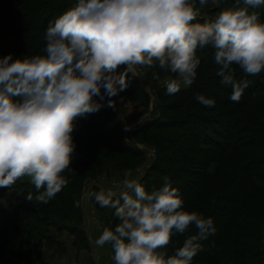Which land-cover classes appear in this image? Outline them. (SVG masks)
I'll return each instance as SVG.
<instances>
[{"label": "clouds", "instance_id": "clouds-1", "mask_svg": "<svg viewBox=\"0 0 264 264\" xmlns=\"http://www.w3.org/2000/svg\"><path fill=\"white\" fill-rule=\"evenodd\" d=\"M209 3L219 8L225 0H198L199 6L197 0H75L49 21L43 54L0 58V188L27 178L37 202L52 200L69 183L63 173L76 149V119L100 111L105 98L114 108L112 98L128 88L129 74L141 76L138 67L171 73L164 85L174 95L193 84L201 64L197 51L210 46L216 75L238 103L251 81L237 80L233 65L245 76L264 72V20L250 11L264 0H242L243 6L236 0L212 19L201 12ZM196 99L215 106L204 95ZM88 195L114 209L119 221L94 240L98 248L111 245L114 264H192L203 251L200 241L216 232L211 217L184 209L180 190L167 177L147 191L125 170L117 191ZM193 225L198 233L169 255L172 237Z\"/></svg>", "mask_w": 264, "mask_h": 264}, {"label": "rangeland", "instance_id": "rangeland-1", "mask_svg": "<svg viewBox=\"0 0 264 264\" xmlns=\"http://www.w3.org/2000/svg\"><path fill=\"white\" fill-rule=\"evenodd\" d=\"M217 8L209 3L201 9L202 15L212 19L220 11L216 12L215 9ZM198 22H203V20ZM0 37H3L2 33H0ZM44 46L45 42L42 36L34 47L37 50L31 51L27 56L43 54ZM206 48H208V53L214 56L213 49L210 46ZM22 52L15 54L13 59L20 58ZM9 54L13 56V53L0 50V58ZM198 56H200L202 63L201 55ZM213 60L214 57L212 60L203 61V66L200 64L201 71H197V75L201 74L207 77L215 75L217 69L213 68L208 71L203 69L210 62L215 63ZM123 70V66L117 69L118 72ZM137 70L141 76L132 77L129 74V81L132 84L129 83L125 91L112 98L115 101L114 108L106 106L107 98H105L104 101H101L105 106L96 112L97 115L93 113L86 116L87 118H101L99 119L101 122L98 124L100 127L108 128L111 126L119 143L124 145L127 142L133 143L140 150V153L132 157L121 153L119 148L105 146L106 140L110 136L108 134L95 133L80 137L84 130H79L80 132L76 130L74 134L72 133L76 149L70 167L63 175L69 180V185L75 183L76 187L71 188L67 185L50 200L55 204L58 211L52 219L53 223L51 225L44 224L28 215L17 220L14 219L13 214H11L7 224L0 220V230H8L12 235L13 228L19 227L25 236L30 235L32 238L33 249L25 261L20 264H114L111 245L106 244L102 248H98L94 244V240L99 237L105 227L114 229L119 221L114 216V209L98 210L88 194L92 191L98 192L101 188L105 191L110 188L117 191L125 170H131L133 178L139 177L140 180L144 178L143 185L149 188L148 191L160 188L165 177L172 184L178 186L176 183L178 181L174 180V176L181 179L186 175H192L191 171L183 172L179 168L186 167L188 170H192L196 168L195 164L182 159V151L179 152L174 145H171L170 141L171 138H178L181 141L186 140L188 143L186 146L189 144L192 146L185 132L181 129L174 131L176 128L173 130L170 127L172 124L159 130L151 129V131L142 134H134V131L142 122L160 118L166 119L165 116L173 117L176 120L186 118L198 108L195 106L190 108L182 104L177 97L169 95L163 90L165 88L164 80L174 78L171 73L161 70L158 66L154 68L138 67ZM261 74L264 76V72ZM156 76L159 79H156ZM210 82L215 83L214 79ZM192 86L193 84L190 87ZM135 88L138 90L134 91ZM185 89L182 87L180 91ZM219 92L225 96V92ZM110 117L113 119V125L108 124ZM115 121L116 124H114ZM190 128L193 131L198 130L193 125ZM209 136L213 138L215 134L210 132ZM189 140L193 141L192 139ZM214 166L215 163L210 168ZM157 168L165 169L164 175ZM225 172L223 169L220 170L218 178L213 179L216 182L215 186L207 190V193L205 190L199 191L198 194H195V190L189 194L188 192H181L185 210L196 211L205 218L216 219L217 217L219 219L218 225L215 224L217 226L215 234L202 241L203 251L199 252L192 262L197 261L200 257L205 258L211 253L219 258L221 264H235L231 259V250L236 246H242L248 250L249 261L255 264H264V178L256 180L254 183L257 186L256 189L251 184L250 187L254 189L251 193L252 198L239 197L240 201L246 198V205L240 208L245 215L238 216L231 210L222 214L221 206L234 207V205L228 201L230 199L226 201V199L217 198V196L220 193H233L237 184L236 177L228 183V189H222L220 182L221 177L225 179ZM258 172L264 173V169H260ZM23 181L29 180L25 178ZM157 181L162 184L157 183ZM35 192L36 189L32 191L34 194ZM21 193L22 190L15 188L14 185L0 188V212L15 209L14 205L19 202ZM189 195L194 198L189 197ZM238 204L235 205L238 206ZM190 228L192 235L198 233L194 225ZM173 238L174 236L172 240ZM181 244L183 245V243ZM21 245L20 241L13 239L9 254L1 259V264H15ZM170 248H172V241L165 251L168 253Z\"/></svg>", "mask_w": 264, "mask_h": 264}, {"label": "trees", "instance_id": "trees-1", "mask_svg": "<svg viewBox=\"0 0 264 264\" xmlns=\"http://www.w3.org/2000/svg\"><path fill=\"white\" fill-rule=\"evenodd\" d=\"M74 4L75 0H0V33L3 34V37H0V50L13 53V57L15 54H20L21 51L23 52L20 58L29 55L31 51L37 50L34 47L43 36L49 21L54 20V18L61 15ZM235 5L236 0H225V3L215 9V11L217 12L223 7H233ZM240 6H243L242 0ZM251 10L259 12L261 20H264V6ZM197 54L202 57V66L203 61H206V59L212 60L214 57L208 53V48L198 49ZM218 67L215 63L210 62L205 68H202L208 71L213 68L218 69ZM233 68L237 80L248 79L251 81L238 103L231 101V87L222 85L219 76L215 74L207 77L200 74L197 75L192 87L173 95L182 104L190 108L195 106L198 110H195L191 115L186 116V118L177 120L173 117L165 116L166 119L160 118L142 122L136 128L134 134H142L146 131H151V129L159 130L171 124L170 127L173 130L176 128L174 131L181 129L185 132L188 138L193 140L190 141L188 139L192 143V146L190 144L186 146L188 144L187 141H181L178 138H171V145H174L179 152L181 150V154L185 156H181L182 159L186 162L194 163L196 168L192 170H188L186 167L179 168L183 172L191 171L192 175H186L181 179H177L174 176V180L178 181L176 182L178 186H175V184H172V186L180 188V193L188 192L189 194L194 192V190L196 191L195 194H198L202 190H205V193H207V190L215 186L216 182L214 180L218 178V173L223 169L226 171V175L225 179L221 177L220 184L222 189H228V183L232 182L233 178L236 177L237 184L235 185L234 194H230V192L228 194L220 193L217 196V198L222 197L226 201L230 199L228 201L234 205V207L221 206V212L223 214L225 211L231 210L238 216H243L245 213L240 208L246 205V198L240 201L239 197L247 196L252 198L251 193L257 188L254 183L256 180L264 178V173L258 172L260 169H264V76H262L263 74L259 76H245L238 66L233 65ZM197 71H201L200 66ZM213 79L215 83L210 82ZM135 90H138V88H135ZM163 90L166 91V88H163ZM219 91L225 92V96H222ZM198 95L214 99L215 106L206 107L200 104L196 99ZM95 99L98 100L99 98ZM94 115H97V113ZM99 119L101 118H87L86 115L77 118L73 134L76 130L77 132L84 130L80 137L95 133H99L100 135L108 134L110 136L107 138L105 146L119 148L121 153L131 155L132 157L140 153V150L133 143L127 142L126 145L119 143L113 128L111 126L108 128L100 127L98 124L101 120ZM112 120V117L108 118V124L113 125ZM114 124H116V121ZM191 125L198 130H191ZM210 132L215 134L213 138L209 136ZM244 149H247V151H244ZM214 163L215 166L210 168ZM157 169L164 175L165 169ZM175 181L172 182L175 183ZM140 182L144 184V178ZM157 183L162 184L158 181ZM251 184L254 185V189L250 187ZM68 186L71 188L76 187L75 183L68 184ZM14 187L22 190V193L20 194L19 202L17 205H14L15 209L0 212V220L4 224L9 222L11 214L17 220L28 215L30 218L37 219L44 224L51 225L53 223L52 219L58 212L53 202L49 201L47 204L37 202L35 200L37 192L35 194L32 193L35 187L29 181H17ZM30 187L33 190H30ZM145 189L149 190L146 186ZM28 193H32V201L27 199ZM189 197L194 198L190 195ZM91 200L98 210H108L107 207H100L94 198L91 197ZM237 203H239L238 206L235 205ZM232 218L234 219L235 216ZM213 221L216 228L219 219L216 217ZM189 236H192L190 227L183 235H174L172 248L168 250V254H174L175 249L181 247V243ZM13 239L20 241L22 244L15 264L24 262L31 253L34 245L31 242L32 238L30 235L25 236L19 227L13 228L12 235L8 230H0V264L1 259L8 256ZM202 241L200 242L202 243ZM230 255L235 264H255L249 261L246 247L236 246L231 250ZM192 264H221V262L218 257L210 253L205 258H198Z\"/></svg>", "mask_w": 264, "mask_h": 264}]
</instances>
